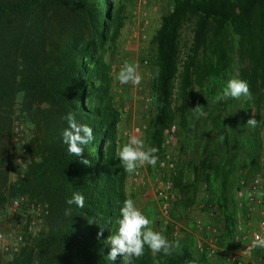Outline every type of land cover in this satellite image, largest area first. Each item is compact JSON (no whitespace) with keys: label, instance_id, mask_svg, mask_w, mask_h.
I'll use <instances>...</instances> for the list:
<instances>
[{"label":"trees","instance_id":"obj_1","mask_svg":"<svg viewBox=\"0 0 264 264\" xmlns=\"http://www.w3.org/2000/svg\"><path fill=\"white\" fill-rule=\"evenodd\" d=\"M124 13L123 0H0V213L10 215L7 231L16 228L18 215L23 221L19 250L10 259L0 250V264H122L120 258L108 259L105 241L117 230L127 198V172L117 156L120 114L111 90V58ZM186 25L191 39L182 42ZM154 41L156 113L149 146L158 153L164 129L177 118L184 126L206 81L213 86L235 76L250 86L253 99H239L240 125L229 161L216 162L219 153L208 144L192 163V183L218 184L217 200L230 230L235 221L227 202L240 186L235 159L246 157L253 177L264 167V0H172ZM70 111L78 123L93 128L95 138L84 154L91 166L70 155L63 143ZM219 115L207 114L213 128L222 120ZM253 115L255 128L246 125ZM17 125L28 133L17 136ZM174 180L181 191L188 188ZM76 192L84 197L82 208L66 204ZM20 198L12 211V201ZM32 203L46 211L35 235L27 228ZM69 207L71 216L65 215ZM134 264L198 261L187 245L170 255L154 254L145 245Z\"/></svg>","mask_w":264,"mask_h":264},{"label":"rangeland","instance_id":"obj_2","mask_svg":"<svg viewBox=\"0 0 264 264\" xmlns=\"http://www.w3.org/2000/svg\"><path fill=\"white\" fill-rule=\"evenodd\" d=\"M123 2L125 3L124 25L116 40L115 52L111 58L113 104L120 114V121L117 125L119 149L131 135L144 139L146 145L149 146L151 120L156 113L153 93V81L157 72L154 64L156 55L154 35L160 24L161 16L172 5V0H123ZM182 36V42L191 39L190 25L185 26ZM125 61L138 66V72L142 76L139 85L121 84L117 79ZM230 79H236V77L230 76L224 81L218 79L213 86L210 81H206L204 87L198 89V95L186 113L184 126L179 122V118L174 122L178 128L177 133L170 146L167 147L176 163V174L173 179H178L188 188L181 191L180 186L174 185V201L169 225L165 226L163 223L164 216L161 214L157 195L152 187L153 180L158 173L156 166L147 165L139 168L137 175L135 172L127 173L126 176L127 198H132L136 206L152 219L153 230L161 232L169 241L171 233L178 230L179 237L173 240V242L179 241L180 247L176 249L187 245L192 250L198 264H222L220 254L224 251H234L237 245L234 227L230 230L226 229L229 221L223 215L220 209L221 203L217 200L220 192L218 184H210L202 180L196 184L192 183L194 176L192 163L200 158V151L204 145L209 144L211 148L218 151L219 156L215 157L216 162L226 161L234 153L235 132L240 125V100L230 97L222 102L215 101L217 92L222 91L221 86L224 88ZM198 104L204 112L202 116L196 109ZM211 112L220 113L219 116L222 118L216 128H213V124L207 118V114ZM15 132L17 136H24L28 133L26 128L21 129L20 125L15 127ZM221 136L224 137L223 140L220 139ZM160 155L161 151L158 157ZM17 158L20 156L18 155ZM242 158L244 156L235 159L238 166L241 161L243 163ZM21 162L16 161V163ZM236 174L237 177L239 176L237 178L239 182L242 174L249 176L248 179L253 177L245 170L237 171ZM247 206L244 201L238 199L234 190L227 202L228 210L234 214L233 220L237 215L244 213V208ZM210 212L214 213V216L210 218L218 230L216 245L220 252L213 260H208L195 248L197 240L209 235L206 226ZM9 216L7 213H0V232H6L10 222Z\"/></svg>","mask_w":264,"mask_h":264},{"label":"clouds","instance_id":"obj_3","mask_svg":"<svg viewBox=\"0 0 264 264\" xmlns=\"http://www.w3.org/2000/svg\"><path fill=\"white\" fill-rule=\"evenodd\" d=\"M117 79L121 84L139 85L142 76L138 72V66L134 63L125 61L118 73ZM240 99L241 97L251 101L253 99L250 86L247 81L242 79H230L222 91L217 92L215 101H225L228 98ZM151 102V101H149ZM197 111L202 116L204 112L196 106ZM64 119L68 123L61 135L70 155L80 158V163L91 166L92 162L85 157V148L94 140V131L88 124L78 123L74 112H68ZM246 125L255 128L257 119L253 117L247 120ZM224 139L223 136L220 138ZM157 147L146 145L144 139L131 135L127 142L118 150L117 156L128 174L135 173L139 168L151 165L155 167L159 159ZM257 198H264V191H256L254 194ZM247 196L251 198L252 192ZM66 204L71 206L76 204L78 207L84 206V197L81 193L76 192L66 200ZM65 215L71 216V208L65 209ZM90 223L93 221H89ZM153 221L145 215L137 206L132 198H126L120 209V219L118 228L111 233L105 241L110 245L108 259L116 261L120 258L122 264H134L135 259L144 255L145 245L154 253L163 252L170 255L172 251L180 247L179 241H169L165 235L159 231L153 230ZM98 238L103 236V228L97 233ZM256 247L264 248V237L257 235L254 240Z\"/></svg>","mask_w":264,"mask_h":264},{"label":"built area","instance_id":"obj_4","mask_svg":"<svg viewBox=\"0 0 264 264\" xmlns=\"http://www.w3.org/2000/svg\"><path fill=\"white\" fill-rule=\"evenodd\" d=\"M177 129V125L172 123L163 131L161 155L156 164V170L158 173L152 183V187L155 191V194L157 195L161 214L164 216L163 223L165 226L169 225L171 222L170 213L174 201L173 177L176 174V163L170 151L167 150V147L170 146L171 142L173 141V138L177 133ZM261 137L263 148L262 161L264 162V125L261 128ZM17 160L21 161L20 158ZM137 174L138 172L136 171V175ZM263 174L264 167L259 173H257L256 177H253L248 181L243 179L240 181V186L236 190L238 199L249 205V208L246 211L248 213L254 209V206H251L250 204H254L255 207L258 208V214L261 216V218L254 224H252L251 220H246L244 215L236 219L235 231L237 233L236 241L238 243V247H236L234 251H224L220 254L222 258V264H249L248 260L252 255L253 250L256 248L254 245L255 237L257 235L262 236V233L264 232V198H257L254 195L255 192L259 191V188H261ZM248 192L253 193L251 198L247 196ZM21 200H23V198L14 199L12 201V211H15ZM31 208L33 215L31 216L27 228L28 231L35 235L42 228L41 214L45 213L46 211L44 206L40 204L32 203ZM213 216V212H210L207 216L209 221L206 227L209 230V235L197 240L195 243V248L204 254L208 260H213L220 253L216 245L218 240V230L211 220ZM20 217L21 216L18 215V223L16 228H13L9 231L6 230V232H0V250L7 254L8 259H10L12 255L19 250L23 241L22 236L18 233L20 223H23ZM247 218H250V215H247ZM178 235L179 231L174 230L171 233L170 241L175 240Z\"/></svg>","mask_w":264,"mask_h":264},{"label":"crops","instance_id":"obj_5","mask_svg":"<svg viewBox=\"0 0 264 264\" xmlns=\"http://www.w3.org/2000/svg\"><path fill=\"white\" fill-rule=\"evenodd\" d=\"M242 133H244V131H242ZM261 141H262V137H261ZM262 154H263V151H262ZM244 158H242L243 163L241 161L239 166H238V164H236V170L237 171L245 170L248 172L249 163H248L247 158L246 157H244ZM242 179L245 181L250 180V178L248 179L247 176L245 178H242V176L239 178V180H242ZM259 191H264V178H262V185H261V188H259ZM250 205L254 206V209L248 213L246 211L249 208V205L247 207H245L244 213H242L241 215H237V217H235V220H234L235 222H236V219H238L239 217H241L243 215H244V218H246V220H251L252 224H254L260 220L261 216L258 214V210H257L258 208H256L254 204H250ZM247 215H250V218H247ZM234 230H235V224H234ZM235 233H236V231H235ZM236 236H237V233H236ZM236 236H235V239H236ZM262 237H264V232L262 233ZM236 244H237L236 247H238L237 242H236ZM248 261H249V264H264V248L256 247L253 250L252 255L250 256Z\"/></svg>","mask_w":264,"mask_h":264}]
</instances>
